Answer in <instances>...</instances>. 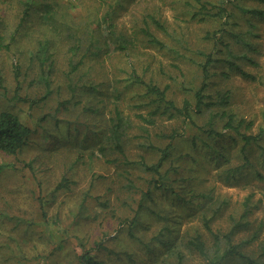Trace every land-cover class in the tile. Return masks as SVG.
Masks as SVG:
<instances>
[{"label": "rangeland", "instance_id": "obj_1", "mask_svg": "<svg viewBox=\"0 0 264 264\" xmlns=\"http://www.w3.org/2000/svg\"><path fill=\"white\" fill-rule=\"evenodd\" d=\"M55 1L62 4L75 21L85 20L95 15L98 8L106 6L100 0ZM22 2L0 0V35L5 37L7 44L12 43L11 51H0V112H15L33 130L21 153L9 155L0 151V264H78V255L100 241L104 242L106 250L97 249V257L108 264H178L176 258H167L161 245H155V251L149 254V250L140 242L131 240L125 226L121 224L131 215L129 205L137 199L131 195V200V196L121 192L125 177L122 178L117 169L104 161L101 164L94 160L90 162L91 153L88 150L85 151L84 161L78 158L79 152L83 150L80 146L84 134L91 136L107 127L106 119L112 104L91 88L98 83L101 85L99 91L104 93L103 83L111 81V75L104 69L107 64L98 62L97 57L85 59L80 73H75L74 82H78V85L77 92L72 94L67 76L71 70V44L53 35L41 20L43 4L53 0H36L37 13L17 34V24L24 9ZM123 4L119 20L126 27L133 26V13L140 17L146 12L154 15L166 28L165 32L156 28L165 46L156 50L142 44L137 57H146L144 54L147 51L156 56L157 62L151 65L155 71H158V66L163 69L165 74L161 78L162 84L170 83L174 97L179 102L185 97L193 99L194 89L199 85V64L205 60L200 51L214 53L219 59H227L226 51L229 50L239 55L241 58L236 61L238 65L256 79H245L242 75L230 72L225 63H218L214 66L215 76L210 79L205 93L211 96L230 92L231 102L227 109L234 110L246 122L253 123L248 133L256 134L260 127L264 128V18L253 12L256 9L264 10V1L238 0L234 7L229 6L234 17L227 27L229 32L226 31L223 37V43L229 44V47L221 43L216 45L214 40L207 37L208 32L213 33L220 27L221 21H215L210 14H196L198 4L195 0H123ZM137 21L138 24L140 21L142 23V19ZM14 35L16 41L12 42ZM46 39L51 48L44 55L46 62L42 64L37 56L38 46L40 40ZM172 51H184L186 60L175 61L177 55ZM245 53L255 65L244 59ZM17 62L21 65L18 79L14 71ZM177 63L181 66L182 75L171 66ZM225 72H229L230 76L223 75ZM47 76L52 90L50 96L47 95ZM124 94L122 108L125 112L133 115L146 111L144 107L140 110L135 108L136 103H141L143 89L131 85L125 88ZM66 99L71 103L67 105L64 102ZM33 101L38 102L33 104ZM62 102L63 106H60ZM84 107H90L93 111L83 112ZM96 110L99 112L96 113ZM206 118L203 114L195 113L199 125H203ZM164 124L171 129L180 127L182 122H175L172 126ZM155 132L151 134L152 140L159 141L154 137ZM137 141L131 142L132 159L136 161L140 156H145L149 161L156 162L158 156L146 155L141 144H135ZM219 143H231L227 151L228 158L218 157L213 151L204 148L203 144L193 145L190 137H184L176 141L172 159L183 168L182 174L186 176L188 167L193 166L198 170L200 186L215 187V194H221L229 201V205L211 224L216 232L228 233L244 215L243 203L251 198L252 212L243 219V226L234 234L233 243L242 245L246 255L262 264L264 150L261 146L264 147V138L260 141L261 146H249L248 154L253 167L246 169L235 183L229 185L212 180L213 175L220 170L217 166L219 163H227L226 159H231V163L237 165L244 163L243 154L240 153L244 142L226 137ZM208 153L211 154L209 159L206 158ZM182 155H192L197 164L180 159ZM215 160L218 163L212 165ZM130 170L133 179L143 177V171L138 167ZM63 177L73 184L69 189L57 190ZM102 201H109L110 206L103 207L100 204ZM158 201L170 203L169 198H159ZM145 220L150 222V218L146 217ZM190 220H182V225H177L175 229H180L181 234L193 235L198 228L207 240L211 239L198 215L192 222ZM157 225L154 223L146 232L144 239L147 243H151L148 239L159 232L160 225ZM256 233H259L257 240L253 238ZM169 234L172 235L167 233V236ZM187 255L184 264H205L199 255ZM221 264L247 263L234 257Z\"/></svg>", "mask_w": 264, "mask_h": 264}, {"label": "trees", "instance_id": "obj_2", "mask_svg": "<svg viewBox=\"0 0 264 264\" xmlns=\"http://www.w3.org/2000/svg\"><path fill=\"white\" fill-rule=\"evenodd\" d=\"M100 1L106 6L103 9L98 8L95 15L88 16L81 21L73 20L69 11L55 0L44 3L41 10V20L44 25L49 27L50 32L60 37L63 42L67 41L71 44L69 50L71 53L69 57L71 70L67 76L72 94L77 92L78 82H74L75 73H80L82 65L85 64L84 60L88 57H97L98 62L107 64L104 69L111 75V81L103 83L104 93L99 91L101 85L98 83L91 87L100 92L104 96L103 99L112 104V109L106 119L107 127L103 130L100 129L102 131L95 132L91 136L84 134L80 146L83 150L79 152L78 158L84 161L85 151L88 150L91 153L90 162L94 160V162L98 161L101 164L104 161L105 164L117 169L122 178L125 177L126 182L120 187L121 192L129 196L135 195L137 199L134 200V204L129 205L131 215L122 220L121 224L125 226L131 240L140 242L144 248L149 250V254L155 251V245H161L163 252L168 255L167 258L169 256L176 258L178 264L185 263L188 257L187 253L199 255L205 264H221L226 259L234 257L247 264H260L259 260L245 254L242 245L233 243V236L243 226V219L252 212L250 209L251 198L246 199L243 203L244 215L239 221H236L228 233L216 232L211 224L217 219L224 207L229 205V201L221 194L217 196L215 187L211 189L200 186L198 182L200 177L197 176L198 170L193 166L188 167V171H186L188 176H186L182 174L183 168L176 165V160L172 159L176 141L184 137H190L193 145L203 144L204 148L210 152L213 151L218 157L226 156L228 158L227 151L231 143L219 145V140L228 137L233 141L240 139L244 142L240 150V153L243 154L244 163L237 165L231 163V159H226L225 165L220 163L217 165L220 170L213 175L212 180H219L229 185L231 182L235 183L237 177L246 169L252 168L253 163L248 154L249 146H261L260 141L264 138V128L260 127L256 134L248 133L252 129L253 123L246 122L234 110L227 109L231 102L230 92L216 93V95L211 96L205 92L210 79L215 76L213 69L218 63H225L230 72L242 75L245 79L255 80L256 77L242 69L240 64L238 65L236 61L241 57L236 53L233 54V51H226L227 59H219L214 53L207 54L200 51L205 60L199 64V85L197 89H194L193 99L185 97L179 102L174 97L170 83L162 84L161 78L165 74L163 69L159 66L158 71L153 69V65L157 62L156 56L147 53V51L144 54V56L147 55L146 57H137L139 46L142 44L156 50L165 46L164 41L158 35L160 32L156 30L158 28V30L167 31L163 24L154 15L145 12L140 17L133 13L131 15L134 18L133 26L131 28L126 27L119 20L121 15L119 11L124 7L123 0ZM195 1L198 4V13L196 14H210L215 21H221L220 27L213 33L208 32L207 37L214 40L216 45L224 44V33L229 32L227 27L234 17V12L229 6L234 7L235 1L238 2V0ZM22 3L24 9L17 24V34L38 11L35 6L36 0H23ZM253 12L258 17L264 18L263 9H256ZM137 19H142V23L140 21L138 24ZM121 24L123 25L121 26ZM77 33H79L78 36L75 35ZM5 40L1 34L0 51H11L10 45L12 43L7 44ZM15 41L16 35L12 37V42ZM224 45L229 47V44ZM50 48L51 44L48 39L39 41L37 56L42 64H45L44 55L50 51ZM172 52L177 55L174 57L175 61L186 60L184 51ZM243 57L248 62L256 64L251 61L252 58L247 53ZM152 63L153 65H151ZM171 66L174 71H178L182 75L181 66L178 63ZM14 71L18 79L21 75V65L18 62L14 64ZM229 74V72L223 73L226 77H229ZM48 79L47 76V95L50 96L52 90ZM131 85H137L138 88L143 89L141 103H136L135 108L140 110L144 107L146 110L135 112L133 115L125 112L122 108L125 88ZM37 102L33 101V104ZM64 102L67 105L71 103L68 99ZM60 106H63V102L60 103ZM87 111L91 112L93 109L84 107L83 112ZM98 112L96 110V113ZM195 113L203 114L205 118L208 117L203 125H199L196 121ZM175 122H182V125L170 129L164 124L169 123L171 125ZM154 131H157L154 137L159 141L152 140L151 134ZM32 134L33 130L18 114L10 110L0 112L1 152L9 155L21 153ZM134 140H138L135 144H141L146 155L158 156L157 161L151 162L145 156H140L136 161L133 160L131 156L133 144L131 142ZM163 143L165 144L163 145ZM261 148L264 150V147L261 146ZM209 156L211 154L206 158L209 159ZM179 158L187 160L191 164H197L196 158L192 155H182ZM216 163L218 161L215 160L212 165ZM133 167H138L143 171L141 179L132 178L133 173L130 168ZM71 182L67 177H63L57 186V190L69 189L73 184ZM125 188L126 190H124ZM159 198L162 200L169 198L170 203L162 204L158 201ZM131 200H133L132 196ZM100 204L105 208L110 206L109 201H102ZM197 215L203 223V229L210 235L211 239L207 240L198 228L193 235L181 234L180 229H175L177 225H182V220L189 218L192 222ZM146 217L150 218L149 223L144 222ZM154 223L160 225L159 232L148 239V241L151 240V243H147L144 236ZM261 230L262 226L260 232ZM167 233H171L172 235L169 234L168 236L173 237L169 238ZM258 235L259 233H256L253 238L257 240ZM261 248V257L264 258V243ZM97 249L106 250L104 242L100 241L93 248L86 249L78 255L77 263L108 264L107 261L98 259L99 251L96 253Z\"/></svg>", "mask_w": 264, "mask_h": 264}]
</instances>
